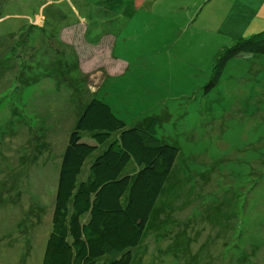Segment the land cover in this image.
<instances>
[{"label": "rangeland", "instance_id": "374dc122", "mask_svg": "<svg viewBox=\"0 0 264 264\" xmlns=\"http://www.w3.org/2000/svg\"><path fill=\"white\" fill-rule=\"evenodd\" d=\"M0 1V264H42L94 96L128 125L155 118L179 148L132 264H264V54L212 83L223 50L253 34L230 32L215 0Z\"/></svg>", "mask_w": 264, "mask_h": 264}, {"label": "trees", "instance_id": "16d2710c", "mask_svg": "<svg viewBox=\"0 0 264 264\" xmlns=\"http://www.w3.org/2000/svg\"><path fill=\"white\" fill-rule=\"evenodd\" d=\"M243 53L264 54V30L223 50L212 83ZM157 122L128 125L106 101L90 99L62 157L42 264H132L179 154L157 136Z\"/></svg>", "mask_w": 264, "mask_h": 264}, {"label": "crops", "instance_id": "0c3cea01", "mask_svg": "<svg viewBox=\"0 0 264 264\" xmlns=\"http://www.w3.org/2000/svg\"><path fill=\"white\" fill-rule=\"evenodd\" d=\"M59 1L61 2L62 0ZM211 1L213 0H207V1L205 0L206 6L208 2ZM215 1L220 5L222 9L224 8L226 21L232 19L234 22L237 21L238 23V24L236 23L233 24L231 22L227 25V28L229 29L230 32H238V34H240L239 36H247L249 34H255L256 32L258 33L262 29L264 30V0H215ZM46 4H49V7H53L54 1L49 0L45 3V5ZM157 4H159V2H157ZM181 4L183 6V2ZM2 5L3 8L5 9L8 5V2L0 1V8ZM144 5H140L138 7ZM1 19L2 18H0V20ZM105 48L106 50H109L107 46H105ZM109 52H110L109 53L110 56L111 50Z\"/></svg>", "mask_w": 264, "mask_h": 264}]
</instances>
